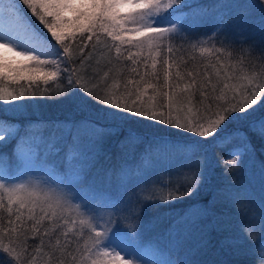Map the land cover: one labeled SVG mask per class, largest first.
Here are the masks:
<instances>
[{
	"label": "snow or ice",
	"instance_id": "6c2138e0",
	"mask_svg": "<svg viewBox=\"0 0 264 264\" xmlns=\"http://www.w3.org/2000/svg\"><path fill=\"white\" fill-rule=\"evenodd\" d=\"M20 5L47 30L51 40L36 30ZM178 6L182 0H0V101L15 111L23 105L13 102L37 95L53 97L59 89L67 103L95 108L113 121L137 117L204 140L216 138L225 131L226 121H247L256 105L264 107V64L257 67L244 56L233 58L232 50L217 47L214 36L187 48L174 45L175 34L188 30L168 19ZM222 7L228 16H233V8H258V30L264 34V0L246 4L234 0ZM250 20L251 13H246L232 23L246 31ZM165 22L168 26H162ZM125 44L136 51L122 50ZM85 48L90 50L85 53ZM94 57L95 64L89 63ZM102 60L104 66L111 65L107 71L100 67ZM124 60L133 66L124 65ZM158 64L164 80L159 85ZM47 65L54 70L46 71ZM140 65L151 71L141 74ZM40 80L49 87L41 89ZM95 123L76 127L75 132L68 130L73 149L86 138L102 135ZM251 131L264 139V115L252 122ZM9 138H14V127L0 117V142ZM184 143L195 149L202 141ZM195 155L193 151L188 157L190 171L198 167ZM197 175L180 177L177 190L185 185L193 189L199 183ZM241 194L228 190L223 198L231 200ZM171 198L169 193L167 199ZM73 199L65 188L48 180L16 177L13 181L0 173V264H37L38 259L43 264H140L139 259L126 258L138 250L128 242L124 229L113 227L111 219L97 223L98 218L82 211ZM256 215L239 225L237 237L247 249L259 246V259L264 262V199Z\"/></svg>",
	"mask_w": 264,
	"mask_h": 264
},
{
	"label": "trees",
	"instance_id": "16d2710c",
	"mask_svg": "<svg viewBox=\"0 0 264 264\" xmlns=\"http://www.w3.org/2000/svg\"><path fill=\"white\" fill-rule=\"evenodd\" d=\"M229 3L233 4L234 0H228ZM211 5L213 0H182V6H178V11L189 10V13L186 20L177 22V25L178 28L183 25L188 30H179L175 34L173 44L187 48L190 43L214 36L217 47L223 45L232 50L233 58L244 56L257 67L264 64V34L258 30L259 14H253V21L247 26L246 31L239 27L238 32L237 30L228 32V25L216 30L207 20L191 22L190 16L197 12L196 9L208 10L212 8ZM23 9L33 25L51 39L47 30L31 16L30 11ZM193 9L196 11L191 13ZM234 19L235 17L228 16L225 24L230 21L231 25H235L232 23ZM242 31L243 35H241ZM102 38L109 44L112 43L110 38ZM88 43L91 45L92 42ZM123 49L136 51L135 47L127 44L123 45ZM89 50L85 48V53ZM98 50L106 51L101 46H98ZM112 55H115L114 49ZM95 59L96 57L89 63L95 64ZM104 64L102 60L100 67L107 71L111 65L104 66ZM123 64L133 66L128 60H124ZM139 71L143 74L145 71L150 72L151 68L146 69L140 65ZM157 71L160 73V80L157 83L163 84V73L159 64ZM88 73H91V69H88ZM124 75L129 73L125 71ZM57 78L61 80L62 75H58ZM25 83L21 81V84ZM38 83L41 89L49 87L42 80ZM27 99L28 106L34 109L39 107L36 112L25 111L12 115L0 101V117L19 127L16 131L18 135L15 133L14 138L6 139L7 141L0 144V161L7 163L4 159H10L16 151L31 146L34 141L33 136L37 133L49 132V140L52 141L54 134L66 125H70L71 130L75 132L76 127L92 125L93 121H97L93 126L100 133L106 131L104 129H114L116 137L103 143L97 140L96 146L90 145L91 139L86 138L77 149L72 148L67 134L59 139L61 146L59 152L51 153L46 160L48 163L52 161L49 167L58 178H67L73 171L80 173L73 190L76 191L75 194L80 201L91 202L96 207L102 203L111 209L115 208V216L112 220L117 226L113 227L124 229L128 235H131L130 240L136 239L133 246L138 250L137 259L139 256L143 259L140 264H169V262L171 264H264L259 259L260 247L247 249L243 247V241L237 237L239 225L248 223L250 218L258 213V209L252 207L257 203V198L254 197L253 203L243 210L241 206H237V203H242L241 195L231 200L223 198V194L228 190L242 192L245 183L243 179L254 180L257 189L264 191V139L251 131L252 122L264 115V107L261 104L255 106L256 111L249 120L237 119L232 120L231 123L226 121L227 127L223 133H218L216 138L209 137L204 140L193 137L191 133L143 118L130 117L127 122L112 121L111 117L105 118L104 114L97 112L95 108L81 109L76 104L67 103V97L59 94V89L54 92L53 97L37 95ZM47 102L50 103L51 109L46 106ZM249 112L252 110L249 109ZM233 115L239 117L244 114ZM256 126L258 127V124ZM82 133L85 136L90 135V133ZM242 137L245 140L244 152H233L234 150L231 149L233 142ZM193 139L202 141L198 148L193 149L191 145L184 143ZM193 151L196 153L195 161L198 167L190 171L192 161L188 157L192 156ZM201 158L204 162L199 164ZM231 159H236L237 163L235 165L226 163ZM184 161H188V164ZM123 166L129 167L128 170L123 169ZM179 168L183 172L178 177L176 170ZM121 171L131 175L129 179L137 178L138 182L149 180L150 186L160 189L159 194H156L158 198L151 200L158 201L163 197L161 199L167 202L129 201L126 206V203L119 199H115V202L109 201L111 196L116 195L113 189ZM193 173H198L196 179L199 183L193 189H187L185 185L184 188L177 190V180L182 176L190 177ZM241 173H246V177L242 178ZM167 185L174 188L173 192L176 193V195L171 194V199H166L162 192L163 187ZM187 191H191L192 194H186ZM254 223L258 229V215ZM192 231L195 237L184 236L186 232ZM175 240L178 244L173 246ZM37 264L43 262L38 259Z\"/></svg>",
	"mask_w": 264,
	"mask_h": 264
},
{
	"label": "rangeland",
	"instance_id": "374dc122",
	"mask_svg": "<svg viewBox=\"0 0 264 264\" xmlns=\"http://www.w3.org/2000/svg\"><path fill=\"white\" fill-rule=\"evenodd\" d=\"M243 2L242 4H246L248 0H240V2ZM252 3H255V0H251ZM211 4V3H210ZM228 4V0H213V5L212 8H209L208 10L205 9H196L197 12L193 13L196 10H192L190 20L191 22H199L200 19L202 20H207V22L212 24V27H215L216 30H218L221 26L223 25H228V32L233 31L237 32L239 31L237 26L231 25L230 21H228V24H225L227 22L226 19H228V15L225 14V9L222 7V5ZM231 4V3H229ZM19 7H22L21 5ZM23 8V7H22ZM189 10H181L178 11L171 16L168 17L169 20H175L177 22H180L182 20H186V17L188 16ZM246 13H251V20L250 22L252 23L253 21V14L256 15L257 13L259 14V9H250L247 7H241L240 9H235L233 8V17H237L240 15H244ZM23 15H25L28 19H30L27 14L25 13L23 9ZM177 17L179 20H177ZM219 19V20H218ZM216 22V23H215ZM33 25V23L31 22ZM168 24L165 22L163 26H167ZM34 26V25H33ZM35 27V26H34ZM36 28V27H35ZM36 30H38L36 28ZM39 31V30H38ZM40 32V31H39ZM41 33V32H40ZM42 34V33H41ZM43 35V34H42ZM44 36V35H43ZM46 37V36H45ZM47 38V37H46ZM48 40H51L47 38ZM52 44H55V41H51ZM45 70H54L52 66L47 65L45 66ZM62 75V74H61ZM58 79V78H57ZM3 102V101H2ZM4 103V102H3ZM48 103V102H47ZM5 104V103H4ZM15 105H23V107H20L19 109L13 111L12 108L9 105L5 104V108L10 111L12 115H18V113L22 112H36L39 107H31L28 106L29 102L28 99L26 98L25 100L22 101H15L13 102ZM48 103L46 106L51 109V106ZM75 105V104H72ZM78 109L77 107H75ZM81 108V107H80ZM82 109V108H81ZM36 110V111H35ZM113 121V120H112ZM116 122H121V121H116ZM14 127V135L19 128L17 124H12ZM71 129L70 125H66L63 129H61L57 134H54V136L51 138L52 141L49 140V132L46 133H37L33 136L34 141L32 142L31 146H28L26 148H23L21 150L16 151L13 156L10 159H7L4 161H7V163H0V173L3 175L7 176L9 180H13L16 177H20L21 180L27 179L29 177L32 178H39L41 180H48L53 183L54 186H60L65 188L66 191H68L69 195L73 197V203L74 204H79L81 205L82 211L86 212L88 215L97 217V223L104 224L106 221L109 219H114V211L115 208L113 209L109 208L108 205H103L102 203H99L96 206H93L91 202L87 201H80L75 192L73 191L74 188L76 187V180L80 176V173L78 171H73L69 177H64V178H58L56 176V173L53 172V169L50 168V161L49 163L47 162L46 158L51 154H56L59 152L61 146L59 145V139L61 137H65V135L68 134V130ZM106 131H102V135L97 136L91 140H89L90 145H98L99 143H103L107 141L108 139L114 138L117 136L116 132L114 129H104ZM113 131V132H112ZM99 132V131H98ZM100 133V132H99ZM83 134V133H82ZM98 140V142H97ZM7 141V140H5ZM4 142V141H3ZM3 142H0V144H3ZM244 144L245 140L244 138H239L233 142V152H244ZM93 149V148H92ZM71 150V147H70ZM201 162L199 161V164L203 163L204 160L201 158ZM184 163L188 164V161H184ZM54 164V163H53ZM127 165V164H126ZM129 167L123 166V169L128 170ZM157 171V170H156ZM179 176H181L183 170L179 168L178 170ZM185 172V170H184ZM186 173V172H185ZM131 176V175H130ZM127 172L121 171L120 174L118 175L119 179L116 181V185L114 186L116 191V195L111 196L109 201L115 202V199H119L120 201L122 200L123 203L129 204V201H134V203H147V202H158V203H166L164 199H159L158 201H152L151 199H157L158 196L156 194H159L160 189L150 186V181L149 180H142L138 182L137 178L132 177V179H129L130 177ZM178 176V177H179ZM241 177L245 178L246 173H241ZM136 179V181H135ZM176 180V179H173ZM245 183L243 184L244 190H242L241 198L242 203H237V206H241L242 210L251 205L252 199L254 197L257 198V203L253 204L252 207L253 209H258L259 211V205L262 199H264V191H260L257 189V186L254 184V180H248V179H243ZM119 183V184H118ZM129 185L128 187H126ZM174 191V188L170 187L169 185L163 187L162 192L165 195L166 199L171 193L172 195H176ZM153 192V193H152ZM162 194V193H161ZM179 195V193H178ZM153 198H149V197ZM161 196V195H160ZM101 204V205H100ZM125 207V206H124ZM113 221V220H112ZM112 226H117L113 222ZM130 236L128 235V242L133 246L135 245L136 239L130 240ZM195 237V233L192 231L191 233L186 232L185 235ZM178 244V241L175 240V243H173V246H176ZM134 247V246H133ZM138 253H134L133 256L131 257L132 259H137ZM129 258V257H127ZM139 262H143L142 257L139 256Z\"/></svg>",
	"mask_w": 264,
	"mask_h": 264
}]
</instances>
